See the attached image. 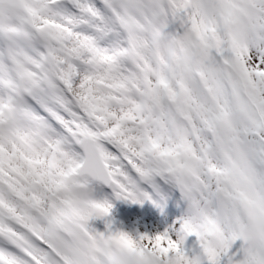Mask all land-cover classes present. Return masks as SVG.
<instances>
[{"label": "snow or ice", "instance_id": "snow-or-ice-1", "mask_svg": "<svg viewBox=\"0 0 264 264\" xmlns=\"http://www.w3.org/2000/svg\"><path fill=\"white\" fill-rule=\"evenodd\" d=\"M0 264H264V0H0Z\"/></svg>", "mask_w": 264, "mask_h": 264}]
</instances>
